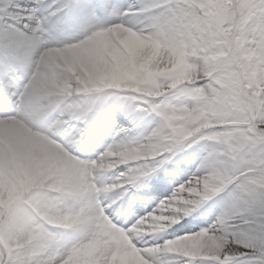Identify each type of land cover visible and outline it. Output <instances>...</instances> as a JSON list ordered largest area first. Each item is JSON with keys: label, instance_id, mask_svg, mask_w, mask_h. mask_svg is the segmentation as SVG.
I'll use <instances>...</instances> for the list:
<instances>
[{"label": "snow or ice", "instance_id": "obj_1", "mask_svg": "<svg viewBox=\"0 0 264 264\" xmlns=\"http://www.w3.org/2000/svg\"><path fill=\"white\" fill-rule=\"evenodd\" d=\"M0 264H264V0H0Z\"/></svg>", "mask_w": 264, "mask_h": 264}]
</instances>
